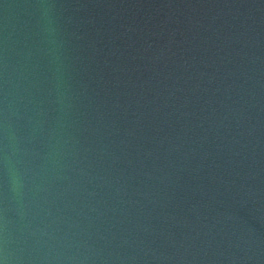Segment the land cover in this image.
<instances>
[{
    "label": "water",
    "instance_id": "95a60500",
    "mask_svg": "<svg viewBox=\"0 0 264 264\" xmlns=\"http://www.w3.org/2000/svg\"><path fill=\"white\" fill-rule=\"evenodd\" d=\"M4 250L264 264V0H0Z\"/></svg>",
    "mask_w": 264,
    "mask_h": 264
},
{
    "label": "clouds",
    "instance_id": "9594fccd",
    "mask_svg": "<svg viewBox=\"0 0 264 264\" xmlns=\"http://www.w3.org/2000/svg\"><path fill=\"white\" fill-rule=\"evenodd\" d=\"M5 164L7 166L10 190L15 198L18 194H20L21 189L18 173L7 158H5ZM0 264H11L10 254L6 250L0 251Z\"/></svg>",
    "mask_w": 264,
    "mask_h": 264
}]
</instances>
